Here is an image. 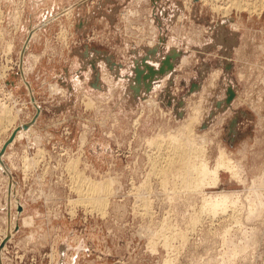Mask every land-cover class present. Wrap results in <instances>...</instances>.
<instances>
[{
  "label": "rangeland",
  "instance_id": "374dc122",
  "mask_svg": "<svg viewBox=\"0 0 264 264\" xmlns=\"http://www.w3.org/2000/svg\"><path fill=\"white\" fill-rule=\"evenodd\" d=\"M224 3L0 0V105L19 113L0 114V150L33 129L0 154V264H264V6ZM185 127L192 160L225 152L238 179L188 187L148 142ZM104 179L101 214L81 203Z\"/></svg>",
  "mask_w": 264,
  "mask_h": 264
},
{
  "label": "bare ground",
  "instance_id": "6f19581e",
  "mask_svg": "<svg viewBox=\"0 0 264 264\" xmlns=\"http://www.w3.org/2000/svg\"><path fill=\"white\" fill-rule=\"evenodd\" d=\"M205 1V0H204ZM252 1V0H251ZM217 2V1H216ZM249 1L248 0H228V4H229V6H226L225 5V3H224V5H225V7L223 6V7H220V6H218L217 7V10H219V8L222 10V13H223V15L224 14H226L228 11H229V8H233L234 9V7L236 8V9H238V10H249V12H251L252 10H256V9H260V8H262V6H264V0H253V2L249 5V3H248ZM223 4V3H222ZM211 9H213V8H211ZM251 10V11H250ZM261 10H258V12H260ZM256 12H257V10H256ZM255 12V13H256ZM227 17V16H226ZM225 17V18H226ZM228 19V18H227ZM233 21V20H232ZM227 22V21H226ZM232 23H234V22H232ZM228 24H229V22H228ZM230 27V26H229ZM237 26H236V24H234L233 25V27L232 28H236ZM10 47V46H9ZM27 68H30V66L29 67H27ZM26 68V69H27ZM23 73V72H22ZM215 77V76H214ZM22 78V77H21ZM214 79V78H213ZM20 81H21V79H20ZM7 82V81H6ZM212 82V81H211ZM210 82V83H211ZM57 86V85H56ZM211 86H213L212 84H211ZM203 93V92H202ZM90 102V101H89ZM88 102V103H89ZM202 102V101H201ZM200 103V102H199ZM0 104H3V103H0ZM90 104V103H89ZM201 104V103H200ZM186 105V104H185ZM8 108H7V107ZM190 106V105H189ZM90 108V107H89ZM192 110V109H191ZM0 114H2L1 115V117L2 118H5V119H3L4 121H6V118L9 120V117H11L10 118V124L8 125V126H11L12 124H14V122H15V119H16V114L14 113H12L11 112V108L5 103V107H3V106H1L0 105ZM19 114V113H18ZM194 115V114H193ZM195 117H196V115H195ZM194 117V118H195ZM194 118H191V120H189L190 121V123L192 124L193 122V120H194ZM197 118V117H196ZM188 121V122H189ZM187 122V124H189ZM186 126V125H185ZM22 127L24 128V129H26L27 128V126L26 127H24L23 125H22ZM187 127V126H186ZM183 128V129H187V128ZM21 129V128H20ZM30 129L31 128H28V129H26V130H24V131H26V133H25V136H26V138H28V135L29 136H31V134H32V132L30 131ZM182 129V128H181ZM180 129V130H181ZM192 128H188L187 130H186V133L184 134L185 135V137H183V138H177V137H174V135H170L169 136V134H168V136L166 135V137L164 138V137H160V136H157L156 137V135H155V138H149L148 140V142H149V144H151V143H155V144H160V143H162L163 144V142H164V144L166 143V144H170V146H168V145H166V147H165V150L166 149H168L169 151H171L172 153L171 154H173V156L176 158V159H178V161H179V163L181 164H183V165H186V172H187V175L189 176V179H190V181H191V183L190 184H188V187L190 186V185H192V189L193 190H196V189H198V190H200L201 189V187L202 186H204V185H210V184H212V185H214L219 179H218V177H219V171L220 170H227V171H229V172H231V171H233V174H232V172L230 173V174H232V176H234V177H236L237 178V175H238V173H239V170H241V168L242 167H240L239 169H237V167L231 162V160H229V158L227 157V155L225 154V152H218L219 154L217 155L218 157H216V159H215V165L213 166V167H209V165H207V162H201V161H198V160H192V157H191V155L193 154V152L195 153L196 151L197 152H200V153H202V152H204L205 150L203 149V146L201 147V146H198V144H196V142L193 140V136H192V130H191ZM23 129H21V131H22ZM15 132V131H14ZM181 132H184L183 130L181 131ZM180 132V133H181ZM19 133H17L16 135H15V133H14V135H15V137L17 136H19L18 135ZM166 134V133H165ZM171 134V133H170ZM183 134V133H182ZM194 134V133H193ZM13 135V136H14ZM158 135H160V134H158ZM181 135V134H180ZM180 135H178V136H180ZM183 135V136H184ZM12 136V135H11ZM13 136L11 137V139L13 138ZM15 137H14V139H15ZM181 137H182V135H181ZM194 139H195V137H194ZM11 141V140H10ZM202 141V140H201ZM147 142V143H148ZM171 143H174V145L173 146H171ZM201 143V142H200ZM11 145V144H10ZM192 150H194V151H192ZM13 154H11V156H12ZM8 156V155H7ZM243 158V157H242ZM25 160H28V158L27 159H25ZM29 161V160H28ZM27 162V161H26ZM5 164V163H4ZM25 166H26V168L28 167V164L26 165V163L24 164ZM23 165V166H24ZM1 166H0V172H2L1 171ZM23 169H24V167H23ZM68 169L70 170V172L72 173V172H74V171H76V169L75 168H73V166L71 167V166H69L68 167ZM238 171V172H237ZM9 172V171H8ZM7 177V176H6ZM258 178H259V181H258V183L261 181V180H264V172L260 175V176H258ZM8 179V178H7ZM238 179V178H237ZM9 181V180H8ZM86 187L85 188H83V200H82V203H81V205L83 204V205H85V207L86 206H88V207H90L92 210H94V211H98L99 213H101V214H104L106 211H105V209L107 208V203H108V196L112 193V182L110 181V180H105L104 179V181H96V180H87L86 182ZM263 186V185H262ZM50 188V187H49ZM252 190V189H251ZM256 190V189H255ZM259 190H260V188H259ZM12 191V190H11ZM81 191H82V189H81ZM254 190H252V192H253ZM257 192H258V188H257V190H256ZM79 192V191H78ZM260 192V191H259ZM261 193V192H260ZM254 194V193H253ZM13 195V194H12ZM11 195V196H12ZM10 197V196H9ZM258 198V197H257ZM209 199H212V198H209ZM217 199H219V200H217ZM259 200V199H258ZM256 201V200H255ZM225 202H226V196L225 197H223L222 199L221 198H215L214 200H208V202L206 201V200H203V204L201 205V207L209 214V213H211V212H215V209L217 208V207H219L220 208V210H222L224 207V205H225ZM258 202V201H257ZM17 204V203H16ZM109 204V203H108ZM20 205V204H19ZM78 205V204H77ZM260 206H263L264 207V204L261 202L260 203ZM87 208V207H86ZM105 216V215H104ZM3 218V217H2ZM27 222H25V221H23V226H28V225H30V223H31V219L30 218H27V219H25ZM10 224H11V227H12V225H13V223L12 222H10ZM11 230H13L12 228H11ZM145 231V230H144ZM12 232V231H11ZM9 235V234H8ZM147 236V235H146ZM3 237V236H2ZM168 242H167V239L165 240V242H164V244L166 245ZM51 260V259H50ZM166 263H169V261L168 262H166ZM164 264V263H163Z\"/></svg>",
  "mask_w": 264,
  "mask_h": 264
},
{
  "label": "crops",
  "instance_id": "0c3cea01",
  "mask_svg": "<svg viewBox=\"0 0 264 264\" xmlns=\"http://www.w3.org/2000/svg\"><path fill=\"white\" fill-rule=\"evenodd\" d=\"M13 113H14V112H13ZM15 114H16V118H17L18 113L15 112ZM15 120H16V119H15ZM9 129H10V128H9ZM9 129H7V130H9ZM7 130H6V131H7ZM32 130H33V129L31 128L30 131L32 132ZM6 131H5V132H6ZM25 133H26V131H21V132H19V134H18L19 136H18V137L16 136L14 140H16V139L19 140L21 137H22V138H26ZM28 137H29V135H28ZM11 145H12V144H11ZM24 221L27 222L25 219H24ZM9 222H12V223H13V221L11 220V217H10ZM30 224H31V223H30Z\"/></svg>",
  "mask_w": 264,
  "mask_h": 264
},
{
  "label": "water",
  "instance_id": "95a60500",
  "mask_svg": "<svg viewBox=\"0 0 264 264\" xmlns=\"http://www.w3.org/2000/svg\"><path fill=\"white\" fill-rule=\"evenodd\" d=\"M165 63H166V65L169 64V58H167V59L164 60V64H165ZM169 65H170V64H169ZM150 71H153V70H150ZM23 126L26 127L27 125H23ZM14 133H15V132H13L11 135L13 136ZM11 135H10V137L6 140V143L4 144V146L2 147V149L0 150V154L3 153V151H4V149L6 148L7 144L10 143V140H11V137H12Z\"/></svg>",
  "mask_w": 264,
  "mask_h": 264
}]
</instances>
